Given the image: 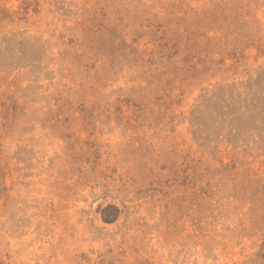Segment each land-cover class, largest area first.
<instances>
[{"label":"rangeland","instance_id":"1","mask_svg":"<svg viewBox=\"0 0 264 264\" xmlns=\"http://www.w3.org/2000/svg\"><path fill=\"white\" fill-rule=\"evenodd\" d=\"M0 264H264V0H0Z\"/></svg>","mask_w":264,"mask_h":264}]
</instances>
